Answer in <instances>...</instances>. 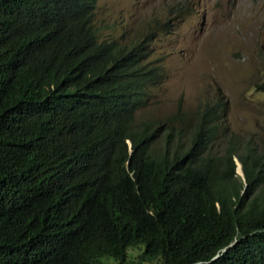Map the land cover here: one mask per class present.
Listing matches in <instances>:
<instances>
[{
	"label": "trees",
	"instance_id": "trees-1",
	"mask_svg": "<svg viewBox=\"0 0 264 264\" xmlns=\"http://www.w3.org/2000/svg\"><path fill=\"white\" fill-rule=\"evenodd\" d=\"M95 4L0 0V264H264V150H211L220 101L187 143L179 108L134 124L138 54Z\"/></svg>",
	"mask_w": 264,
	"mask_h": 264
},
{
	"label": "rangeland",
	"instance_id": "rangeland-1",
	"mask_svg": "<svg viewBox=\"0 0 264 264\" xmlns=\"http://www.w3.org/2000/svg\"><path fill=\"white\" fill-rule=\"evenodd\" d=\"M93 20L99 36L121 42L152 32L147 59L161 73L147 88L135 124L179 108L183 128L176 138L187 143L200 110L221 100L211 150L223 153L229 136L264 150L263 91L255 89L264 81V0H96ZM163 142L158 136L152 149ZM104 264L118 263L109 257Z\"/></svg>",
	"mask_w": 264,
	"mask_h": 264
},
{
	"label": "clouds",
	"instance_id": "clouds-1",
	"mask_svg": "<svg viewBox=\"0 0 264 264\" xmlns=\"http://www.w3.org/2000/svg\"><path fill=\"white\" fill-rule=\"evenodd\" d=\"M95 7H96V4H95ZM95 7H94V9H95ZM94 9H93V14H94ZM93 23L95 25L94 20H93ZM95 27H97V26L95 25ZM97 34L99 36L98 27H97ZM151 35H152V32L148 31L140 39H135L133 41H124V42H121L114 37H101V36H99V38H101V39L104 38V40H106L108 42H114L115 44H117L119 46L120 50L123 52L121 54H127V53H129V51L131 49H134L135 52L138 54L136 61L133 63V66L140 69L141 73H140V75L137 76L136 79L125 80V81H132L135 84V87H138L142 93H141V95L135 94V96L133 95L132 97H129V98L128 97H122L121 101L117 105L118 109H123L124 103L126 104L127 101H130L133 103V108H132L133 109L132 110L133 111L132 112V115H133L132 122L133 123H134V115H135L136 110L144 103V99H145L144 97L146 95L147 88L149 87V85L150 86L154 85L156 83V81L158 82L159 77H160L159 74L161 73V71L159 70L157 65L154 64L153 61H151V60L149 61L147 59L148 53L150 51L149 39H151ZM122 62H124V61H122ZM126 63H128V62H126ZM154 65H156V66H154ZM218 101L221 102V106H220V108L215 110L217 117H218V115L223 113L224 105H225V103L221 100H216L215 102H218ZM215 102H213V103H215ZM126 141L128 143L129 150H131V145H130L129 139H126ZM232 159H233V162L235 164V167H234L235 172L237 173V170L240 171L241 174H239V173H237V174H239L242 178H244L242 168H241V163L239 162V160L237 159V157L235 155L232 156ZM238 164L240 166V170L237 168Z\"/></svg>",
	"mask_w": 264,
	"mask_h": 264
},
{
	"label": "bare ground",
	"instance_id": "bare-ground-1",
	"mask_svg": "<svg viewBox=\"0 0 264 264\" xmlns=\"http://www.w3.org/2000/svg\"><path fill=\"white\" fill-rule=\"evenodd\" d=\"M239 165V164H238ZM238 165H237V168H238ZM240 167V166H239ZM238 169H240V168H238Z\"/></svg>",
	"mask_w": 264,
	"mask_h": 264
}]
</instances>
